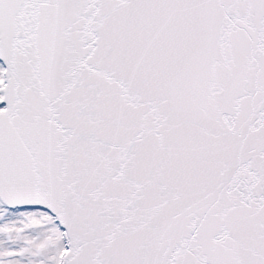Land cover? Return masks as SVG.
I'll return each mask as SVG.
<instances>
[{
  "label": "snow or ice",
  "instance_id": "obj_1",
  "mask_svg": "<svg viewBox=\"0 0 264 264\" xmlns=\"http://www.w3.org/2000/svg\"><path fill=\"white\" fill-rule=\"evenodd\" d=\"M0 264H264V0H0Z\"/></svg>",
  "mask_w": 264,
  "mask_h": 264
}]
</instances>
